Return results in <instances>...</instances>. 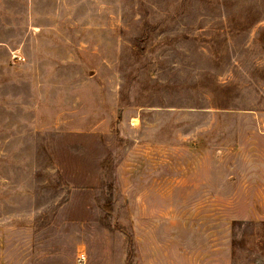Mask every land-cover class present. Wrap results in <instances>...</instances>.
Wrapping results in <instances>:
<instances>
[{
	"label": "rangeland",
	"instance_id": "1",
	"mask_svg": "<svg viewBox=\"0 0 264 264\" xmlns=\"http://www.w3.org/2000/svg\"><path fill=\"white\" fill-rule=\"evenodd\" d=\"M264 264V0H0V264Z\"/></svg>",
	"mask_w": 264,
	"mask_h": 264
},
{
	"label": "built area",
	"instance_id": "2",
	"mask_svg": "<svg viewBox=\"0 0 264 264\" xmlns=\"http://www.w3.org/2000/svg\"><path fill=\"white\" fill-rule=\"evenodd\" d=\"M86 259H87V256H86L85 251H80L78 253V261H77V264H86Z\"/></svg>",
	"mask_w": 264,
	"mask_h": 264
}]
</instances>
